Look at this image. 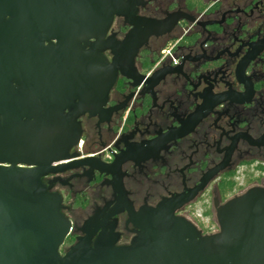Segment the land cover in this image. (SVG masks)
<instances>
[{"label": "flooded vegetation", "instance_id": "obj_1", "mask_svg": "<svg viewBox=\"0 0 264 264\" xmlns=\"http://www.w3.org/2000/svg\"><path fill=\"white\" fill-rule=\"evenodd\" d=\"M107 11L109 22L101 11L81 25L101 37L79 43L121 68L77 116V156L42 177L70 221L59 251L88 234L127 246L140 213L174 198V217L217 234L218 209L264 187V0H108ZM141 20L163 27L129 65L126 37Z\"/></svg>", "mask_w": 264, "mask_h": 264}, {"label": "water", "instance_id": "obj_2", "mask_svg": "<svg viewBox=\"0 0 264 264\" xmlns=\"http://www.w3.org/2000/svg\"><path fill=\"white\" fill-rule=\"evenodd\" d=\"M107 5L0 0V264H264V187L221 206L214 235L200 236L174 217L181 202L174 198L140 213V231L127 246L88 234L60 253L70 221L60 210V195L42 177L64 170L66 164L53 162L77 156L69 154L79 138L76 118L91 111L93 93L105 100L121 68L119 58L108 64L79 43L101 37L81 25L101 11L109 22ZM162 27L151 20L134 24L126 37L134 42L127 64L135 48ZM72 106V114H65Z\"/></svg>", "mask_w": 264, "mask_h": 264}, {"label": "built area", "instance_id": "obj_3", "mask_svg": "<svg viewBox=\"0 0 264 264\" xmlns=\"http://www.w3.org/2000/svg\"><path fill=\"white\" fill-rule=\"evenodd\" d=\"M82 144H83V140H79L78 143H77V147L78 148H81L82 147Z\"/></svg>", "mask_w": 264, "mask_h": 264}, {"label": "trees", "instance_id": "obj_4", "mask_svg": "<svg viewBox=\"0 0 264 264\" xmlns=\"http://www.w3.org/2000/svg\"><path fill=\"white\" fill-rule=\"evenodd\" d=\"M232 184H233V182H232Z\"/></svg>", "mask_w": 264, "mask_h": 264}]
</instances>
